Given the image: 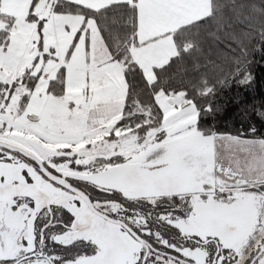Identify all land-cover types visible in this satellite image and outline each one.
Returning a JSON list of instances; mask_svg holds the SVG:
<instances>
[{"label":"snow or ice","instance_id":"snow-or-ice-1","mask_svg":"<svg viewBox=\"0 0 264 264\" xmlns=\"http://www.w3.org/2000/svg\"><path fill=\"white\" fill-rule=\"evenodd\" d=\"M245 39L264 0H0V264H264Z\"/></svg>","mask_w":264,"mask_h":264},{"label":"trees","instance_id":"trees-1","mask_svg":"<svg viewBox=\"0 0 264 264\" xmlns=\"http://www.w3.org/2000/svg\"><path fill=\"white\" fill-rule=\"evenodd\" d=\"M244 42L248 44L253 61L250 65L254 77L252 84L242 86L232 83L220 90L212 103L220 109L217 126L222 130L236 132L255 126L257 135H264V121L254 115L255 110L264 107V50H256L260 48L258 40L249 43L245 39Z\"/></svg>","mask_w":264,"mask_h":264}]
</instances>
